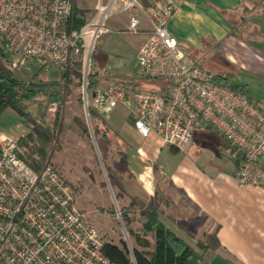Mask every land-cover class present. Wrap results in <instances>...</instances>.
<instances>
[{
    "label": "built area",
    "instance_id": "2783aa9c",
    "mask_svg": "<svg viewBox=\"0 0 264 264\" xmlns=\"http://www.w3.org/2000/svg\"><path fill=\"white\" fill-rule=\"evenodd\" d=\"M74 0H0V39L23 67L28 62L66 69L82 53L85 111L107 119L117 108L133 117L142 136L184 151L196 127L204 124L240 155L239 185L264 190V111L245 92L219 84L213 73L192 62L169 32L171 0L144 9L140 0H99L93 16L79 30L70 19ZM129 13L127 31L148 35L135 57L131 78L159 80L148 90L110 82L88 91L90 57L95 42L110 32L107 21ZM264 102V101H263ZM120 220V213L116 210ZM104 241L75 206L73 187L50 165L31 169L17 143L0 135V264H114L102 252Z\"/></svg>",
    "mask_w": 264,
    "mask_h": 264
},
{
    "label": "crops",
    "instance_id": "0c3cea01",
    "mask_svg": "<svg viewBox=\"0 0 264 264\" xmlns=\"http://www.w3.org/2000/svg\"><path fill=\"white\" fill-rule=\"evenodd\" d=\"M155 1L140 3L146 9ZM171 1L174 12L168 29L181 51L210 73L229 74L231 86L244 87L248 98L264 111V47L255 48L233 32L234 26L248 22L238 17L239 12L262 8L264 0ZM98 2L74 0V8L94 11ZM148 32L142 18L133 41L134 62ZM243 73L257 81L258 91L242 78ZM126 114L129 117L107 124L115 146L127 157L130 173L122 181L124 194L114 196L115 200L124 202L123 206L133 200L146 207L156 196L158 222L195 250L199 240L215 232L219 247L204 253L209 264H264V190L236 182L237 151L204 124L195 128L186 149L179 151L162 145L155 135L142 137L133 127V117ZM106 185L114 195L107 179L102 183Z\"/></svg>",
    "mask_w": 264,
    "mask_h": 264
},
{
    "label": "rangeland",
    "instance_id": "374dc122",
    "mask_svg": "<svg viewBox=\"0 0 264 264\" xmlns=\"http://www.w3.org/2000/svg\"><path fill=\"white\" fill-rule=\"evenodd\" d=\"M240 16L248 22L233 27L235 36L255 48L264 47V7H256L254 11L241 10L238 17ZM128 17V12L110 17L107 26L110 29L112 28L110 26H113L114 29L94 44L89 67L91 73L99 71L101 84L96 88H103L110 82H126L132 75L135 67L133 41L136 34L123 29ZM110 20L114 21L113 25ZM116 27L121 29L117 30ZM5 51L6 58L3 63L6 70L35 93V96L26 103L30 115L51 129L55 121L60 118L48 163L75 189V206L93 223L104 242L116 244L125 242L130 246V238L122 221L117 218L116 212H112L113 214L108 212L109 209L116 211L124 207L125 203L115 200L107 185L102 186L103 181L107 179V173L92 128L97 122L94 117L90 118L82 101V62L79 86L72 88L69 95L60 77L62 72H66L72 65L71 62L63 70L54 65H48L43 70L36 62H28L21 67L17 58ZM244 74L242 78L249 80L251 88L258 91L260 88L257 86V81L248 76L250 74ZM160 83L159 80H141L138 85L144 89L156 90L160 87ZM229 84L234 83L229 82ZM79 97L81 103L78 102ZM126 113L125 110L117 108L107 124H112L115 119L123 116L124 119L129 117ZM75 119L81 120L86 125L87 134L82 131ZM30 130V123L12 109H5L0 114L1 136L16 141ZM17 147L19 154L25 157L27 149L19 144ZM95 206L102 207L106 211L101 212Z\"/></svg>",
    "mask_w": 264,
    "mask_h": 264
},
{
    "label": "trees",
    "instance_id": "16d2710c",
    "mask_svg": "<svg viewBox=\"0 0 264 264\" xmlns=\"http://www.w3.org/2000/svg\"><path fill=\"white\" fill-rule=\"evenodd\" d=\"M92 16L93 11L74 8L70 24L73 29L79 30ZM0 45V114L9 108L30 123V132L18 138L16 143L27 149L26 156L23 157L19 154L20 158L31 169L38 172L46 164H49L50 152L53 141L56 139V130L60 125V118L55 121L51 129L30 115L26 103L35 96V93L28 89L26 84L17 81L12 73L6 70L3 63L6 58V51L1 39ZM81 58L82 53L80 51L76 57H72V65L68 67L66 72H62L60 77L69 95L72 88L79 86ZM44 68L40 66V69L44 70ZM213 75L219 84L245 92L244 87L229 84V74L215 73ZM87 81L88 91L91 92L101 84L99 71L89 73ZM122 83L132 87L134 85L139 86L138 83H133L131 76ZM78 102H82L80 97ZM88 112L90 118L94 117L97 122L92 128L102 163L106 168L108 182L114 191L115 198H121L124 194L122 181L124 178L130 177L127 157L115 146L111 130L105 119L90 108ZM75 122L85 134L88 133L86 125L81 120L75 119ZM30 143L32 145H29ZM74 197H76L75 189ZM159 205V199L154 196L146 207H139L136 202L131 200L127 206L119 208L120 220L130 238V246L125 242L119 244L104 242L103 254L114 264H209L204 258V253L219 247L216 233L206 234L197 242V249L195 250L184 244L158 222ZM97 210L105 211L101 207H97ZM108 212L115 213L116 211L109 209Z\"/></svg>",
    "mask_w": 264,
    "mask_h": 264
}]
</instances>
